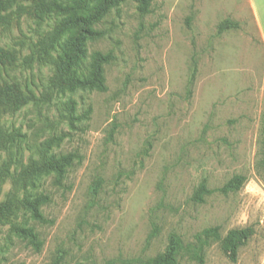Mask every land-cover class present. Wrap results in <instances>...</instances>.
<instances>
[{
	"label": "rangeland",
	"instance_id": "obj_1",
	"mask_svg": "<svg viewBox=\"0 0 264 264\" xmlns=\"http://www.w3.org/2000/svg\"><path fill=\"white\" fill-rule=\"evenodd\" d=\"M71 1L0 0V264H154L171 246L176 264H264V40L247 0L147 14L120 0L86 26L78 61L84 76L108 56L105 92L63 82L83 28L62 24ZM233 231L248 235L234 262Z\"/></svg>",
	"mask_w": 264,
	"mask_h": 264
},
{
	"label": "trees",
	"instance_id": "obj_2",
	"mask_svg": "<svg viewBox=\"0 0 264 264\" xmlns=\"http://www.w3.org/2000/svg\"><path fill=\"white\" fill-rule=\"evenodd\" d=\"M119 1L120 0H72L68 6L65 7V10L69 12V15L63 19V26H83V28L67 42L66 48L60 57V65L65 73L63 82L69 88L72 89L75 86H83L95 89L98 92L106 91L102 64L108 61V56L103 55L100 52H95L91 56L90 62L84 68V76L83 74L78 73L80 70L78 61L81 56V47L84 37L94 34V31L86 26L91 22L98 20L111 6ZM134 1L138 4V9L142 14L150 12L153 0ZM89 5H91V7L87 9V6ZM76 10H84L88 12V14L86 16H80L75 13ZM70 158L71 157L67 155L58 159H49L46 164L51 169L61 170V168L70 161ZM255 168L264 178V121L259 128L258 154ZM240 180V177L233 178L221 189V191L224 192L225 190L232 188ZM202 190L206 192V189L203 188ZM211 231L213 236L216 239H219L217 229H212ZM211 231L204 230L198 238L197 245L192 246L190 249L192 256L197 260L202 261L201 252L203 247L207 244V239H202V236L207 237ZM247 237L248 235L245 231H233L230 232L224 240H221L222 249L227 252L231 261L234 262L236 260L237 249L244 243ZM154 264H176L175 248L171 246L167 255L156 257Z\"/></svg>",
	"mask_w": 264,
	"mask_h": 264
},
{
	"label": "crops",
	"instance_id": "obj_3",
	"mask_svg": "<svg viewBox=\"0 0 264 264\" xmlns=\"http://www.w3.org/2000/svg\"><path fill=\"white\" fill-rule=\"evenodd\" d=\"M247 4L255 26L264 40V0H247Z\"/></svg>",
	"mask_w": 264,
	"mask_h": 264
}]
</instances>
